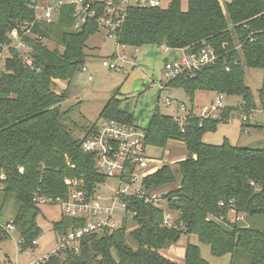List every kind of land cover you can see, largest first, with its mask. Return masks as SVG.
Here are the masks:
<instances>
[{
  "label": "trees",
  "instance_id": "16d2710c",
  "mask_svg": "<svg viewBox=\"0 0 264 264\" xmlns=\"http://www.w3.org/2000/svg\"><path fill=\"white\" fill-rule=\"evenodd\" d=\"M88 1L98 15H107L108 0ZM112 1L116 7L121 3ZM35 2L40 0H0V54L9 48L0 74V215L14 199L17 207L10 222L19 233L22 254L35 250L34 241L42 236L39 197L66 199V178L81 182L79 187L85 190L106 181L95 156L82 148L84 138L97 132L98 124L88 128L83 138H75L63 121L68 87L62 92L56 89L59 81L70 82L86 66L88 40L101 27L96 17H89L76 28L74 3L61 5L51 22L37 19ZM122 14L115 35L119 46H166L189 56L210 47L217 55L213 63L184 69L167 82L166 87H181L190 98L191 108L182 102L187 107L185 122L156 108L144 129L148 147L166 149L170 141H181L187 149L175 167L164 164L145 180L151 190L169 188L167 208L177 216L166 225L164 208L130 198L114 233L89 234L79 251L53 254L40 264H210L194 243L187 244L183 262L164 254L184 234L209 244L215 256H229L230 264H264V227L259 224L264 218V148L204 141L206 132L229 122L233 107L227 105L213 119L194 112L200 91L240 95L248 108L257 107L245 82V69L264 72V0H187L185 8L182 0L159 6L129 4ZM18 37L29 52L12 45ZM119 93L120 88L106 102L100 119L136 125L134 113L121 107ZM258 98L264 110V80ZM233 208L245 215L244 220L232 219ZM77 223L62 214L54 229L64 235ZM3 233L8 236L0 226Z\"/></svg>",
  "mask_w": 264,
  "mask_h": 264
},
{
  "label": "rangeland",
  "instance_id": "374dc122",
  "mask_svg": "<svg viewBox=\"0 0 264 264\" xmlns=\"http://www.w3.org/2000/svg\"><path fill=\"white\" fill-rule=\"evenodd\" d=\"M55 0H40V4L45 5L53 3ZM132 3L136 4L134 0ZM144 1V0H142ZM186 1V0H184ZM168 3V0H162V5ZM117 18L116 15L113 16ZM119 17V16H118ZM119 20L116 21L118 23ZM120 22H122L120 20ZM108 31L103 27L99 32L92 35L88 40L87 48V70H80L70 81H59L56 89L59 92L67 89V98L62 104L64 111L63 121L67 128L72 132L75 138H83L86 130L94 124L99 125L102 121L100 113L106 102L113 96L118 88L122 104L121 107L127 111L133 112L135 115V124L139 128L145 129L149 125L151 116L156 108L164 114L175 117L185 116L182 102L191 108L190 98L181 87H166L167 79L164 75L165 57L173 59L182 55L181 50L165 51L157 49L155 46L140 49L136 47H120L114 36H109ZM50 48L55 47V43L46 41ZM19 46V40L13 39V44ZM117 47L121 51L126 52L129 62L122 64L123 69H110L103 65L106 59L114 60V51ZM30 49H21L22 52H29ZM138 55V59L132 65V57ZM166 54V55H165ZM9 55V48L6 47L0 54V74L4 69L5 58ZM27 56V55H26ZM138 61L140 64L137 67ZM91 75V79H90ZM264 72L259 68L246 67L245 82L254 94L257 107L248 108L247 103L240 95H226L225 103L233 107V114L229 122L220 123L216 130L208 131L204 135V141L213 144H221L225 140L232 144L240 146H248L252 148H264V110L260 106L258 93L263 85ZM162 86H165L162 90ZM206 92V91H205ZM200 93V92H198ZM203 97H195V112L200 114L201 106L209 103L210 98L216 97L217 93L207 92ZM170 98V103L166 99ZM199 106V107H198ZM246 116V118H242ZM123 123V122H122ZM257 124V125H256ZM255 125V126H254ZM147 154L153 160L151 162L152 169H158L164 164L175 167V163L187 154L185 144L181 141H170L166 149L149 146ZM66 181V180H65ZM104 183V182H99ZM162 190V189H159ZM163 190L169 191V188ZM165 213L171 215V224L177 216L176 212H172L167 208V203L162 202ZM1 205V197H0ZM154 205V204H152ZM155 206V205H154ZM16 202L11 199L4 207L3 214L0 215V226H5L10 222L16 212ZM160 207V206H159ZM233 214V213H232ZM234 215V214H233ZM62 216L61 209L56 205H41V213L37 221L42 228V238L32 255V260H36L52 252L59 245L60 237L54 229V223L59 221ZM235 218V215L232 219ZM254 218H250L252 220ZM258 221V218L255 219ZM248 222V220L246 221ZM243 221V223H246ZM264 218L259 220L260 227L263 228ZM170 224V225H171ZM3 228V227H2ZM5 231V230H4ZM6 232V231H5ZM7 233V232H6ZM8 234V233H7ZM20 239L19 233L15 227V231L5 235L0 234V262L3 264H16L17 258L24 263L29 259L22 254L17 247V241ZM188 243H194L200 246L202 257L210 262V264H230L229 256L218 257L211 251V246L199 241L196 235H182L179 242L172 249L164 251L166 256L172 257L179 262H183L185 257L186 246ZM179 253L178 255H176Z\"/></svg>",
  "mask_w": 264,
  "mask_h": 264
},
{
  "label": "built area",
  "instance_id": "2783aa9c",
  "mask_svg": "<svg viewBox=\"0 0 264 264\" xmlns=\"http://www.w3.org/2000/svg\"><path fill=\"white\" fill-rule=\"evenodd\" d=\"M65 3H74L78 6L75 27H80L87 21L89 17H96L100 27L106 29L109 36L116 35V29L123 20V11L129 5L128 0H121L118 7L114 6L112 0L107 1V15H98L97 11L91 9L92 2L88 0H55L53 3L42 5L35 2L32 6L36 9L37 19H43L51 22L58 9ZM143 4L151 6L161 5L160 0H148ZM119 8L118 10H116ZM114 11L117 16L113 17ZM98 15V16H97ZM119 16V17H118ZM118 23H116V21ZM19 46L13 45L17 49H29L20 38ZM165 51L170 49L166 46L161 47ZM29 51V50H27ZM115 59H106L103 61L105 67L110 69L121 70L122 64L129 62L126 52L117 50L114 55ZM135 54L130 62L134 65L136 61ZM217 58L214 49L206 47L199 54L186 55L182 53L180 57L169 59L165 63L164 75L167 79H173L184 69L196 70L201 69L213 63ZM26 62L31 65L32 61L26 57ZM87 70V67H83ZM92 77L90 76V79ZM164 86L161 85L162 89ZM170 103V98L166 99ZM225 94L217 93L213 101L201 107L199 116L203 118H218L225 109ZM183 111L187 110L185 104L181 106ZM198 115V114H197ZM180 122H185L186 117H177ZM243 119L246 116L242 117ZM82 148L86 153L95 156L97 169L106 176L104 183H98L93 189L85 190L79 187L80 183L76 179L66 178L69 185V193L66 199L62 197H39L40 204H52L61 209L62 214L74 218L78 223L72 226L67 233L60 235L59 245L52 252L45 254L39 259L32 260L31 252L35 250H27L24 255L29 259L22 263L17 258L16 264H40L48 261L53 254L61 253L67 250L79 251L82 239L92 233L102 235H111L118 229L125 217V211L129 207L130 198L144 200L145 203L154 204L162 207V202L168 200L167 190H151L147 187L146 178L155 170H153L151 157L147 154L146 135L143 128L136 125L118 122L116 120L103 119L99 125L97 132L86 136L82 143ZM82 184V183H81ZM3 186L0 185V190ZM224 205V202H220ZM233 204V203H232ZM231 212L235 217L244 220L245 215L237 214L233 208ZM171 215L164 214V223L171 224ZM172 225V224H171ZM3 229L10 234L15 231V225L8 222ZM40 236L34 241L38 245ZM21 240L17 241V247L20 251ZM0 264H3L0 262Z\"/></svg>",
  "mask_w": 264,
  "mask_h": 264
},
{
  "label": "crops",
  "instance_id": "0c3cea01",
  "mask_svg": "<svg viewBox=\"0 0 264 264\" xmlns=\"http://www.w3.org/2000/svg\"><path fill=\"white\" fill-rule=\"evenodd\" d=\"M129 1V4H131V5H135L134 3H132V1L131 0H128ZM135 2H136V4H143L145 1H148V0H144V1H142V0H134ZM161 1V4H162V0H160ZM170 0H168V2H169ZM222 1V3H225V2H227V1H230V0H221ZM182 6L185 8L186 6H187V0L186 1H184V0H182ZM119 46V45H118ZM153 46H155V45H145V46H142V47H139V48H137L136 50L137 51H139L140 52V49L142 50V48H144V50H147L146 48H150V47H153ZM120 47H123V46H120ZM155 48H157V49H162L161 47H157V46H155ZM116 50H120L118 47H117V49ZM163 50V49H162ZM180 50V49H179ZM169 51H176V50H169ZM182 51V53H184V51L183 50H181ZM116 52L117 51H114L113 52V55H115L116 54ZM163 52H165V50H163ZM166 55V54H165ZM135 56H136V60L138 59V55L137 54H135ZM141 62V61H140ZM140 62L138 61V63H137V67H139L138 65L140 64ZM91 76V75H90ZM205 93H207V92H202V91H200V93H198L197 92V94H196V96L195 97H203V96H205L206 94ZM214 98L215 97H212V98H210V101H209V103L211 102V101H213L214 100ZM206 104H208V102L206 103ZM205 105V104H204ZM203 106V105H202ZM201 106V107H202ZM195 107H197V106H195L194 105V112H195ZM199 107V106H198ZM200 107V108H201ZM196 113V112H195ZM197 114V113H196ZM199 115V114H198ZM230 121V120H229ZM257 125V124H256ZM255 126V125H254ZM174 246H179V244L178 245H174ZM174 246H172L173 248H174ZM172 247L170 248V249H172ZM179 253H177V251H176V255H178ZM179 256V255H178ZM182 259H184V257H181Z\"/></svg>",
  "mask_w": 264,
  "mask_h": 264
}]
</instances>
